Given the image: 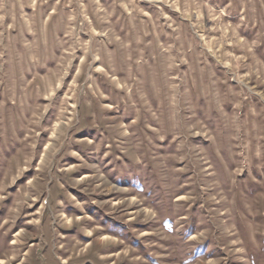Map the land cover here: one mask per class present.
I'll use <instances>...</instances> for the list:
<instances>
[{
  "label": "rangeland",
  "instance_id": "374dc122",
  "mask_svg": "<svg viewBox=\"0 0 264 264\" xmlns=\"http://www.w3.org/2000/svg\"><path fill=\"white\" fill-rule=\"evenodd\" d=\"M0 264H264V0H0Z\"/></svg>",
  "mask_w": 264,
  "mask_h": 264
}]
</instances>
